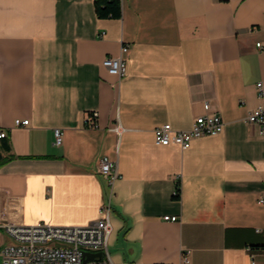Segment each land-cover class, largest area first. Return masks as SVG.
I'll use <instances>...</instances> for the list:
<instances>
[{"label":"crops","instance_id":"0c3cea01","mask_svg":"<svg viewBox=\"0 0 264 264\" xmlns=\"http://www.w3.org/2000/svg\"><path fill=\"white\" fill-rule=\"evenodd\" d=\"M95 1L0 0V227H86L111 202L108 264H264V136L247 121L264 0H120V19ZM121 56L122 79L103 66ZM208 115L219 135L157 145Z\"/></svg>","mask_w":264,"mask_h":264},{"label":"built area","instance_id":"2783aa9c","mask_svg":"<svg viewBox=\"0 0 264 264\" xmlns=\"http://www.w3.org/2000/svg\"><path fill=\"white\" fill-rule=\"evenodd\" d=\"M261 48V45H258ZM128 51L124 47L122 53ZM104 68L120 79L127 74V63L121 56L108 58L103 62ZM259 98L263 105L248 117V123L258 127L264 136V83L257 85ZM206 110L210 105L205 106ZM98 114L91 115L86 121L89 128L96 127ZM17 127H26L29 121L16 122ZM224 123L220 116H203L196 120L194 128L187 132L175 131L170 125L155 130V141L160 146H179L188 150L194 140L202 137L216 136L222 133ZM119 131V130H118ZM6 134H0L4 139ZM56 146L63 144V132L55 131ZM99 174L110 184L111 189L120 179L118 165L109 158L99 161ZM179 190L174 192V197H179ZM264 203V199L260 201ZM111 202L102 209V219L86 227H57L49 224L34 226L0 227V241L2 248L1 264H85L86 254H102L101 259H95L87 264H108L110 253L108 249L112 232L110 223ZM166 221L177 222L176 217L165 218Z\"/></svg>","mask_w":264,"mask_h":264},{"label":"trees","instance_id":"16d2710c","mask_svg":"<svg viewBox=\"0 0 264 264\" xmlns=\"http://www.w3.org/2000/svg\"><path fill=\"white\" fill-rule=\"evenodd\" d=\"M95 9L100 19H120L122 16L120 0H96Z\"/></svg>","mask_w":264,"mask_h":264},{"label":"water","instance_id":"95a60500","mask_svg":"<svg viewBox=\"0 0 264 264\" xmlns=\"http://www.w3.org/2000/svg\"><path fill=\"white\" fill-rule=\"evenodd\" d=\"M85 257H86L85 264H87L91 261H94L95 259H101L102 254H86Z\"/></svg>","mask_w":264,"mask_h":264},{"label":"rangeland","instance_id":"374dc122","mask_svg":"<svg viewBox=\"0 0 264 264\" xmlns=\"http://www.w3.org/2000/svg\"><path fill=\"white\" fill-rule=\"evenodd\" d=\"M0 246H1V241H0ZM1 251H2V248H0V253H1ZM2 261H3V257H2V255L0 254V264L2 263Z\"/></svg>","mask_w":264,"mask_h":264}]
</instances>
